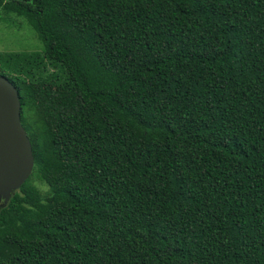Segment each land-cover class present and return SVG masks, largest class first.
Listing matches in <instances>:
<instances>
[{
  "label": "trees",
  "instance_id": "trees-1",
  "mask_svg": "<svg viewBox=\"0 0 264 264\" xmlns=\"http://www.w3.org/2000/svg\"><path fill=\"white\" fill-rule=\"evenodd\" d=\"M0 16L41 43L0 66L34 157L0 207V264H264V0H0ZM55 90L78 105L57 149L38 103Z\"/></svg>",
  "mask_w": 264,
  "mask_h": 264
},
{
  "label": "water",
  "instance_id": "water-1",
  "mask_svg": "<svg viewBox=\"0 0 264 264\" xmlns=\"http://www.w3.org/2000/svg\"><path fill=\"white\" fill-rule=\"evenodd\" d=\"M16 88L0 76V199L6 203L30 177L34 157L20 121Z\"/></svg>",
  "mask_w": 264,
  "mask_h": 264
},
{
  "label": "rangeland",
  "instance_id": "rangeland-1",
  "mask_svg": "<svg viewBox=\"0 0 264 264\" xmlns=\"http://www.w3.org/2000/svg\"><path fill=\"white\" fill-rule=\"evenodd\" d=\"M40 47L41 43L37 34L25 23L24 19L15 16H0V66H4L3 57L6 54L32 52L40 50ZM38 103L41 110L45 113L49 126L59 135V142H55L54 145V148L57 149L61 146V143L66 140V127L69 118H73L78 110L74 93L66 90H55L52 94L47 96L43 94L39 95ZM59 114H61L62 117L57 120L56 117ZM67 114H71L70 117L66 118ZM49 143L51 144V141ZM44 149L45 147L43 149L39 148V156L51 158L50 153H43ZM34 185L43 194L48 191V187L44 185V183L35 181Z\"/></svg>",
  "mask_w": 264,
  "mask_h": 264
},
{
  "label": "flooded vegetation",
  "instance_id": "flooded-vegetation-1",
  "mask_svg": "<svg viewBox=\"0 0 264 264\" xmlns=\"http://www.w3.org/2000/svg\"><path fill=\"white\" fill-rule=\"evenodd\" d=\"M2 204H3V200L0 199V207L2 206Z\"/></svg>",
  "mask_w": 264,
  "mask_h": 264
}]
</instances>
